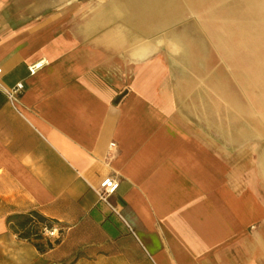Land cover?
Instances as JSON below:
<instances>
[{
    "label": "crops",
    "instance_id": "1",
    "mask_svg": "<svg viewBox=\"0 0 264 264\" xmlns=\"http://www.w3.org/2000/svg\"><path fill=\"white\" fill-rule=\"evenodd\" d=\"M159 52L0 0V264H264V93ZM31 211L43 250L14 231Z\"/></svg>",
    "mask_w": 264,
    "mask_h": 264
},
{
    "label": "rangeland",
    "instance_id": "2",
    "mask_svg": "<svg viewBox=\"0 0 264 264\" xmlns=\"http://www.w3.org/2000/svg\"><path fill=\"white\" fill-rule=\"evenodd\" d=\"M7 2L19 18L65 13L88 17L99 27L109 24L129 40L156 44L175 75L209 79L219 75L242 94L249 91L258 98L264 93V0ZM258 108L256 100L259 112Z\"/></svg>",
    "mask_w": 264,
    "mask_h": 264
},
{
    "label": "trees",
    "instance_id": "3",
    "mask_svg": "<svg viewBox=\"0 0 264 264\" xmlns=\"http://www.w3.org/2000/svg\"><path fill=\"white\" fill-rule=\"evenodd\" d=\"M43 226L51 228L52 222L36 211H31L30 213L18 216L14 231L19 238L32 241L38 250H43L39 243L42 236L41 228Z\"/></svg>",
    "mask_w": 264,
    "mask_h": 264
},
{
    "label": "built area",
    "instance_id": "4",
    "mask_svg": "<svg viewBox=\"0 0 264 264\" xmlns=\"http://www.w3.org/2000/svg\"><path fill=\"white\" fill-rule=\"evenodd\" d=\"M39 66H40V62L33 64L32 66L29 67V72L33 73L35 69L38 68ZM23 88H24V85L22 83H17L15 87L11 90L10 95L21 92ZM111 145H114V144L111 143ZM118 186H119V183L116 179L110 178V177L105 178L101 181L98 189H96L95 192L100 200L106 201V197L114 193L116 189L118 188ZM44 233L51 236L53 235V230L44 228Z\"/></svg>",
    "mask_w": 264,
    "mask_h": 264
}]
</instances>
